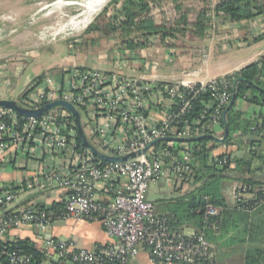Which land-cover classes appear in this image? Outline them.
I'll return each instance as SVG.
<instances>
[{
    "label": "built area",
    "instance_id": "built-area-1",
    "mask_svg": "<svg viewBox=\"0 0 264 264\" xmlns=\"http://www.w3.org/2000/svg\"><path fill=\"white\" fill-rule=\"evenodd\" d=\"M157 39L150 36L147 41ZM111 61L113 67L109 71L82 66L47 74L41 81L34 80L16 104L27 110H37L55 101L71 104L79 114L87 142L110 157L137 154L160 138L190 139L221 132L223 112L236 87L233 78L199 84L150 83L133 74L134 66L143 64L152 73L156 66L142 61L137 50L120 44L114 46ZM206 94L202 111L196 119L189 120L193 103ZM160 109L163 116L151 119L150 114H159ZM77 137L74 119L63 107L40 117H24L0 109L1 160L10 148L28 146L31 152L41 146L51 160H66L73 174L69 177L49 167L40 168L26 184L0 188V261L31 264L32 256L17 247L18 240L5 241L3 236L26 225L35 226L42 233L56 219L50 206L27 204L9 209L20 190L39 187L66 190L59 216L99 222L105 235L113 240L87 251L76 249L74 240L63 241L43 234L41 248L36 250L43 254L51 251L58 257L57 262L46 264H137L143 253L151 264H216L203 233L184 234L172 225L171 215L157 214L146 197L150 184L166 181L176 185L192 180L190 162L194 148L189 143L159 142L143 155L123 163H108L96 158L82 142L83 148L78 149ZM224 162L225 159L219 165ZM97 188L107 196L97 197ZM249 190L245 185L233 188L237 209L246 211L250 200L254 205L264 204V190L257 197ZM219 212L220 208L207 204L203 228L210 227L208 219L217 217Z\"/></svg>",
    "mask_w": 264,
    "mask_h": 264
},
{
    "label": "crops",
    "instance_id": "crops-1",
    "mask_svg": "<svg viewBox=\"0 0 264 264\" xmlns=\"http://www.w3.org/2000/svg\"><path fill=\"white\" fill-rule=\"evenodd\" d=\"M214 31H216V33H214ZM262 37H264L263 14L251 20H243L237 23L231 22L223 15L215 14L214 19H212V24H209L204 38L191 41L187 43V46L190 45L191 48L203 54L205 59H207L211 54L212 42H215L220 50L224 52L231 50V41H233L236 45L235 47L238 48H242V45H246L243 49L252 50V53L247 54L243 60L233 61L231 63L233 67L231 73H222L206 79H197L198 76H200L197 73L192 75L188 73L184 76L160 73V67L163 64H173L177 60V50L173 47V40L160 41L158 38L157 40L147 41L144 48L137 50L141 55L142 61L144 60L150 66H156L155 71L152 73V71H148L145 68V65L139 64L138 68L137 65L134 66L135 69L133 74L135 76H141L150 83L181 82L183 84L207 83L213 79L233 76L234 73L252 63L257 64L258 67L264 65V49H260L259 46H257L263 41L255 42ZM201 40L203 41L199 43ZM208 41L210 43H208ZM251 41L255 43L251 45ZM95 61L96 60H94L93 64L97 63V61ZM110 62L112 61L107 63L109 67L98 66L99 69L106 71L111 70L113 66H110ZM93 64L91 66L80 64L78 67L93 68ZM227 66H229V64L226 61L218 64L216 71H221ZM16 78L17 77H14L13 79ZM39 78L40 77L30 75L28 80L33 82ZM42 78L43 77H41V79ZM10 80L11 79L0 80V100H12L16 102L17 100L15 101L10 97ZM260 81L264 83V71L260 75ZM19 91H21V89ZM162 109H160L161 113L159 114L152 112L150 114L151 119H160L164 114ZM234 110L241 112L244 118L251 122L252 126L247 134H236L237 137H235L230 144L216 142L219 145V149L216 148L218 152L214 154L212 159L220 155H229L231 158L241 159L247 157L249 153H252L255 156L251 163L253 173L247 172L245 174H240L239 177L252 178L257 187H264V105L257 106L246 103L243 100H238L234 104ZM84 132L89 138L88 132L86 130H84ZM214 137L222 138L223 132H219ZM236 139L238 142H235ZM214 147L210 146L209 149H213ZM67 164L68 162L63 159L51 160V156L47 154L41 146L35 147L31 152H29L28 146L10 148L5 153L4 161L0 159V188L2 186H11L15 184L24 185L40 168L48 169L49 167L59 175H68L72 177L73 174L71 175L69 172ZM226 176L232 179L235 177L234 165H231L230 170L225 174V177ZM237 183L238 181H234L233 179L228 185V189L225 193L227 204L226 211L219 216L216 223L211 224V226L207 228L201 227L200 231L189 222L184 224L192 228L193 233L200 232L204 234L211 245L216 264H243V257L246 250L253 246H261L264 242V204L255 205L249 211L237 209L232 197V190L237 186ZM154 184L157 185L154 190V194H156L155 200H149L148 197H146L147 200L155 206L156 213L159 215L167 214L170 208L177 204L178 198L183 197L184 194L189 191L188 189L190 186H192L190 189L196 186L193 180L176 185L166 181H160ZM66 195L67 191L62 189L45 190L39 187H34L32 189L23 188L20 190L15 202L9 209H15L18 206L27 204H37L40 206H50L53 203L61 204ZM96 195L103 199L107 196V193L101 190V188H97ZM248 197L249 196H247V198ZM181 231L183 232L182 228ZM43 234L63 241L74 240L76 242V249L87 251H91L98 246L107 245L109 242L113 241L105 235L99 222H90L69 217L61 218L59 214L58 216L56 215V219L51 226L42 233L35 226L26 225L9 231L3 236V239L5 241L28 239L35 249L40 250ZM60 236L64 237L60 239ZM45 255L47 261L44 262V264L58 261V257L51 251L46 252ZM137 264L151 263L143 253L139 255Z\"/></svg>",
    "mask_w": 264,
    "mask_h": 264
},
{
    "label": "trees",
    "instance_id": "trees-1",
    "mask_svg": "<svg viewBox=\"0 0 264 264\" xmlns=\"http://www.w3.org/2000/svg\"><path fill=\"white\" fill-rule=\"evenodd\" d=\"M185 1L110 0L98 13L94 22L86 28L85 32L104 30L113 37L117 36L118 44L130 50L144 48L150 36H157L160 41L173 40L175 49H187V41L204 38L210 19L206 10L191 11L187 9L184 6ZM165 9L168 10L165 11ZM214 12L217 15L225 16L231 22L237 23L243 20H251L263 14L264 7L257 0H221L215 5ZM106 16H108L107 23L99 28L96 21ZM262 67L264 65L258 67L257 64L252 63L234 73L233 76L226 77L227 79L233 78L237 83L235 101L225 116L228 134L222 142L223 144H230L238 133L241 135L247 134L252 126L251 122L246 120L241 112L234 110L236 101L243 100L257 106L264 105V83L260 81V75L264 71ZM207 95L201 96L198 101L193 103L191 113L188 116L189 120L197 118L203 109L202 101L207 100ZM223 129L224 124L221 119V132H223ZM208 140L210 139L189 143L194 148L190 166L192 168V180L196 186L178 199L177 204L170 208L167 213L173 217L172 225L179 230L182 228L181 219L184 218L186 222L191 223L200 231L203 227L207 204L220 208L217 217L208 219L209 224L216 223L219 216L226 211V198L220 194L223 186L217 188L213 186V179H210L209 175L225 176V172L230 170L231 165H234L235 177L233 179L238 181L236 185L248 186L250 194L256 197L264 190V187H257L252 178L239 177L240 174L253 173L251 163L255 156L252 153L241 159L231 158L229 155H220L212 159V165L207 166L204 161L208 156V149L204 143ZM76 142L79 146L78 149L83 148L78 137ZM223 159H225V162L220 164L222 168L219 171L216 166L219 165V162H223ZM197 161L203 163L204 175H200V169L195 167ZM254 206V201L250 200L245 210L249 211ZM49 208L54 210L58 216L62 204L53 203ZM16 244L25 254L32 256L31 264H44L47 261L46 255L37 251L30 240L21 239ZM0 264L7 263L1 260ZM243 264H264V242L261 246H253L246 250Z\"/></svg>",
    "mask_w": 264,
    "mask_h": 264
},
{
    "label": "rangeland",
    "instance_id": "rangeland-1",
    "mask_svg": "<svg viewBox=\"0 0 264 264\" xmlns=\"http://www.w3.org/2000/svg\"><path fill=\"white\" fill-rule=\"evenodd\" d=\"M219 1L221 0H186L184 6L191 11L206 10L210 19L209 24L211 25L215 15L214 7ZM257 1L264 7V0ZM61 2L62 0H0V80L11 79L10 97L15 101L17 100V103H19L22 93L26 92L32 83L28 80L30 75L40 77L38 80L41 81V77L50 73H58L64 68L78 67L80 64L91 66L94 60L97 61V63L93 64L94 68H99L98 66L109 67L107 63L111 61L113 48L118 44L117 36L113 37L104 30L85 32L98 14L86 28L79 32L66 29L64 32L56 33L61 25L81 11L80 7H72L65 8L60 13L59 11L46 13L50 11V8L60 5ZM167 10L165 9V11ZM108 16L99 18L96 21L99 28H102L107 23ZM189 42L191 41L186 43ZM251 42V45L255 42H262L257 46L260 49H264V37ZM208 43L210 42L208 41ZM235 46V43L231 41V50L224 52L220 50L215 42H212L211 54L207 59H205L203 54L191 48L190 45L187 46V49H176L177 60L173 64H163L160 67V73L166 75L178 74L181 76L188 73L189 75L197 73L200 75L197 79H206L222 73H231L233 71L231 66L233 61L243 60L247 54L252 53V50L243 49L246 45H242V48ZM225 61L229 66L221 71H216L218 64ZM110 66H112V62H110ZM138 67L139 64H137ZM14 77L17 78L13 79ZM20 89L21 91H19ZM235 142H238V140L236 139ZM204 145L208 149V156L204 163L210 166L212 165V157L218 152L219 145L213 140L206 141ZM210 146L216 147L209 149ZM195 167L200 169V175H204L205 169H203L202 162H195ZM221 168L222 166L220 165L216 166L219 171ZM209 177L213 179V186L216 188L223 186L220 194L225 197L227 187L233 179L223 175H209ZM156 186V184H150L147 195L149 200H155L156 194H154V190ZM190 188L188 189L189 191L191 190ZM181 223L184 234H193L192 228L184 225L187 223L184 218L181 219ZM63 237L60 236L59 238Z\"/></svg>",
    "mask_w": 264,
    "mask_h": 264
},
{
    "label": "water",
    "instance_id": "water-1",
    "mask_svg": "<svg viewBox=\"0 0 264 264\" xmlns=\"http://www.w3.org/2000/svg\"><path fill=\"white\" fill-rule=\"evenodd\" d=\"M237 83V81H236ZM236 98V94H235V90H233V94L231 97V100L228 104V106L225 108L224 112H223V124H224V129H223V137L222 138H215L214 136L211 135H204V136H199V137H194V138H190V139H175V138H160L157 139L153 142H151L147 147H145L141 152L134 154H128L126 156L123 157H110V156H106L103 155L101 153H99L93 146H91L86 138L85 135L83 133V130L81 128V124L79 121V114L77 112V110L69 103L65 102V101H55L49 104H46L44 106H42L41 108L37 109V110H27L24 108L19 107L16 102L12 101V100H0V109H7V110H11L15 113H17L18 115L24 116V117H40L42 114L56 108V107H63L65 108L68 112L71 113L74 122L76 124V128H77V132H78V136L79 139L81 140L83 146L89 150L96 158L104 161V162H108V163H123L128 161L129 159H132L136 156H140L145 154V152L154 144L159 143V142H178V143H192V142H196L202 139H210L213 140L215 142L218 143H222L228 134V126L225 123V116L228 112V110L232 107L234 101Z\"/></svg>",
    "mask_w": 264,
    "mask_h": 264
},
{
    "label": "bare ground",
    "instance_id": "bare-ground-1",
    "mask_svg": "<svg viewBox=\"0 0 264 264\" xmlns=\"http://www.w3.org/2000/svg\"><path fill=\"white\" fill-rule=\"evenodd\" d=\"M109 1L110 0H62L60 5H57L55 7L50 8V11H47L46 13H48V12L51 13V12H55V11H59V13H60L65 8L80 7L81 11L77 15L69 18V20L66 21L65 24L61 25L56 33L64 32L66 29H69V30L74 31V32H79V31L83 30L84 28H86L89 23H91L93 18L99 13V11L103 7H105V5ZM61 20H63V19H61ZM52 35H53V33H52ZM53 39H54V37H53Z\"/></svg>",
    "mask_w": 264,
    "mask_h": 264
}]
</instances>
